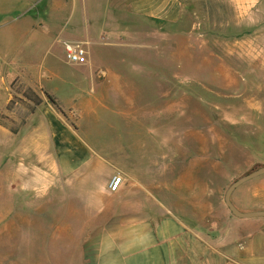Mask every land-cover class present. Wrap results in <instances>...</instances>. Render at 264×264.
Here are the masks:
<instances>
[{"label":"rangeland","instance_id":"374dc122","mask_svg":"<svg viewBox=\"0 0 264 264\" xmlns=\"http://www.w3.org/2000/svg\"><path fill=\"white\" fill-rule=\"evenodd\" d=\"M44 1L0 0V58L6 54L3 60L11 67L40 71L45 98L48 93L56 100L76 137L101 164L108 169L129 164L143 182L155 184L158 199L205 238L241 228L224 193L232 181L264 165V0H182L183 21L173 27V33L182 32L181 40L173 39L171 52L138 42L116 46L110 35V44L91 46V72L70 63L61 44L35 40L34 25L54 19L42 9ZM142 53L149 58L140 59ZM100 66L118 69L121 78L98 74ZM26 94L37 102L32 90ZM83 171L79 181L71 177L81 188L88 173ZM116 176L109 177L108 189ZM66 184H60V194ZM231 198L242 210L264 208V175L240 185ZM81 199L77 192L76 248L60 249V264L68 258L81 264L99 253L82 248L100 234L84 225ZM71 208L63 194L49 206V215L55 213L50 226ZM55 252L47 244L25 246L20 254L12 250L9 262L36 258L57 264Z\"/></svg>","mask_w":264,"mask_h":264},{"label":"crops","instance_id":"0c3cea01","mask_svg":"<svg viewBox=\"0 0 264 264\" xmlns=\"http://www.w3.org/2000/svg\"><path fill=\"white\" fill-rule=\"evenodd\" d=\"M42 9L53 13L54 19L34 25L39 30L35 40L50 45L57 42L63 48L65 42L81 43L88 57L82 65L91 72L95 65L91 46L110 44V35L116 46L130 48L138 42L157 52H171L173 39L181 40L182 32L173 33V27L180 26L185 7L182 0H45ZM63 11H67L65 17L60 14ZM18 27L11 30L18 34ZM149 40L151 44H147ZM144 54L140 59H147ZM3 55L0 264H11L12 250L20 254L25 246L32 249L44 244L56 251L60 264L59 250L76 248L77 192L82 196L84 225L91 227L89 233L100 234L97 241L83 242V249L99 253L81 264H264V217L240 218L241 228L205 238L173 213L169 203L158 199L155 184L143 182L129 164L117 163L114 169L102 165L101 157L79 141L60 110L45 98L47 86L37 76L40 71L11 67ZM97 73L110 80L121 78L120 71L109 66H100ZM28 90L35 93L37 102L27 96ZM83 169L88 173L81 188L71 177L79 181ZM114 173L121 179L111 191L108 179ZM63 182H67L63 194L72 208L50 226L55 213L49 215V206L52 209L61 200ZM18 259L16 264H25ZM67 260V264H75L73 258ZM26 264L43 262L35 258Z\"/></svg>","mask_w":264,"mask_h":264},{"label":"water","instance_id":"95a60500","mask_svg":"<svg viewBox=\"0 0 264 264\" xmlns=\"http://www.w3.org/2000/svg\"><path fill=\"white\" fill-rule=\"evenodd\" d=\"M260 175H264V165L260 166L232 181L224 193V203L229 209V211L238 218H255V217H264V208L260 209H251V210H242L235 205L232 201V193L243 183L254 179Z\"/></svg>","mask_w":264,"mask_h":264},{"label":"built area","instance_id":"2783aa9c","mask_svg":"<svg viewBox=\"0 0 264 264\" xmlns=\"http://www.w3.org/2000/svg\"><path fill=\"white\" fill-rule=\"evenodd\" d=\"M64 51L66 59L72 64L82 65L88 62L87 51L81 43L65 42ZM121 177L116 176L110 183V190H116Z\"/></svg>","mask_w":264,"mask_h":264},{"label":"trees","instance_id":"16d2710c","mask_svg":"<svg viewBox=\"0 0 264 264\" xmlns=\"http://www.w3.org/2000/svg\"><path fill=\"white\" fill-rule=\"evenodd\" d=\"M47 97L49 98V100L56 106V100L48 93H46Z\"/></svg>","mask_w":264,"mask_h":264}]
</instances>
